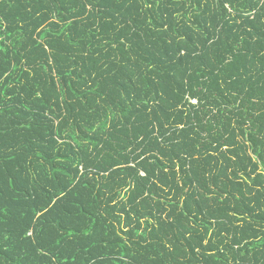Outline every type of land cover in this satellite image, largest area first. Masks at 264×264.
Here are the masks:
<instances>
[{
  "label": "trees",
  "instance_id": "trees-1",
  "mask_svg": "<svg viewBox=\"0 0 264 264\" xmlns=\"http://www.w3.org/2000/svg\"><path fill=\"white\" fill-rule=\"evenodd\" d=\"M0 264H264V0H0Z\"/></svg>",
  "mask_w": 264,
  "mask_h": 264
},
{
  "label": "built area",
  "instance_id": "built-area-1",
  "mask_svg": "<svg viewBox=\"0 0 264 264\" xmlns=\"http://www.w3.org/2000/svg\"><path fill=\"white\" fill-rule=\"evenodd\" d=\"M189 102L192 105H196V103H197L196 99H191V98L189 99Z\"/></svg>",
  "mask_w": 264,
  "mask_h": 264
}]
</instances>
